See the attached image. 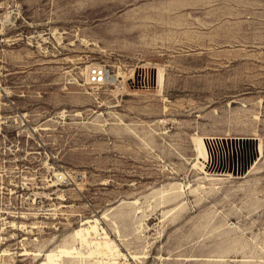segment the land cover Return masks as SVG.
<instances>
[{
  "label": "rangeland",
  "instance_id": "374dc122",
  "mask_svg": "<svg viewBox=\"0 0 264 264\" xmlns=\"http://www.w3.org/2000/svg\"><path fill=\"white\" fill-rule=\"evenodd\" d=\"M194 136L226 139L220 171ZM231 137L261 143L242 175ZM97 219L122 264H264V0H0V264Z\"/></svg>",
  "mask_w": 264,
  "mask_h": 264
},
{
  "label": "bare ground",
  "instance_id": "6f19581e",
  "mask_svg": "<svg viewBox=\"0 0 264 264\" xmlns=\"http://www.w3.org/2000/svg\"><path fill=\"white\" fill-rule=\"evenodd\" d=\"M2 25L4 26V23H2ZM84 42H86V44L88 43V41L86 40ZM149 69L151 68L149 67L140 68L139 74H138V82L140 83L142 87H150V82L152 81L151 78H153V83L154 84L156 83V86H158L160 92L162 91L160 93L162 96L163 95L162 88H164V82H165L164 70L162 68L154 69L153 76H152L151 71H149ZM83 73H85V71H83ZM86 73H88V70ZM120 73L121 72L119 70L117 71L115 75H112L109 72V74H107L105 78V82L107 84L113 83L114 85L116 84L117 87H120V84L122 81V80H119ZM134 95L142 97L140 94H137V93H134ZM162 100L168 101L167 98H164V97L162 98ZM166 111H167V107L165 105L163 106V112H166ZM224 140L226 139H223L222 137H215V136H194L193 142H194V151L196 152V155H197L196 160L197 161L198 159L202 160L200 162L196 161L197 163H195V165L197 164L202 165L203 163L205 164V162L206 163L208 162V164H211V165L214 164V167L216 166V170L220 171V167L223 163L224 156H223V151L220 149L222 147H219V145ZM227 143L226 144L228 145V148L229 146H231L232 148L234 147L235 154H232L231 151L229 150L227 151V156L225 157L226 161L224 160V162H226L225 164L226 171L228 170L229 172L230 171L232 172V170H234L238 172V175L240 174L242 175L243 169L245 170V168H247L246 165L248 166L249 159L251 161L252 155L253 157L254 155H257V154H260L261 156V154L263 153L260 140L254 137H234V138L231 137L227 139ZM224 169H225V166H224ZM250 169L251 168H249V170ZM55 175L57 177L60 175V178H62L64 174L62 172H59V173L56 172ZM97 221L98 219L95 220L94 222H89L86 225L81 226L74 231L73 237L76 241L75 243L76 247H74L73 249L49 250L47 251V253H45V257H44L45 261H43L41 264H52V261L55 260L56 258L61 259L63 257H69L72 255L79 256L81 260L86 259L88 257H94L96 259L101 258L104 261V264H122L121 260L120 261L116 260L121 255V251H120L121 248L120 247H119L120 249L118 248V245L115 243V240L109 237V234L107 233V231L104 230L103 227L98 226L99 222L97 223ZM192 258L196 259L197 257H192ZM208 258L205 260L210 261V260L215 259V258L213 259H208ZM123 262L124 264H127V262L125 261Z\"/></svg>",
  "mask_w": 264,
  "mask_h": 264
},
{
  "label": "built area",
  "instance_id": "2783aa9c",
  "mask_svg": "<svg viewBox=\"0 0 264 264\" xmlns=\"http://www.w3.org/2000/svg\"><path fill=\"white\" fill-rule=\"evenodd\" d=\"M107 72L108 69L104 65H92L88 68L87 79L92 84L102 83Z\"/></svg>",
  "mask_w": 264,
  "mask_h": 264
}]
</instances>
